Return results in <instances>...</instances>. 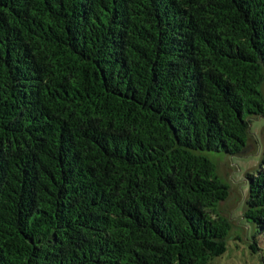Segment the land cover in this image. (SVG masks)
<instances>
[{
  "label": "trees",
  "instance_id": "1",
  "mask_svg": "<svg viewBox=\"0 0 264 264\" xmlns=\"http://www.w3.org/2000/svg\"><path fill=\"white\" fill-rule=\"evenodd\" d=\"M263 82L264 0H0V264L222 255L207 152L249 153ZM244 179L264 252V157Z\"/></svg>",
  "mask_w": 264,
  "mask_h": 264
},
{
  "label": "rangeland",
  "instance_id": "2",
  "mask_svg": "<svg viewBox=\"0 0 264 264\" xmlns=\"http://www.w3.org/2000/svg\"><path fill=\"white\" fill-rule=\"evenodd\" d=\"M264 95V82L260 85ZM250 151L246 155H225L222 152H207L213 159L222 178L229 186V196L221 205V211L231 220V230L226 239L225 252L214 257L208 264H264V252H251L246 238L252 230L240 223L243 200L245 198V173L255 170L264 157V116L253 118L249 131ZM240 236V239L238 238ZM258 242L264 244V235L257 234Z\"/></svg>",
  "mask_w": 264,
  "mask_h": 264
}]
</instances>
